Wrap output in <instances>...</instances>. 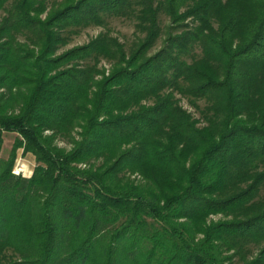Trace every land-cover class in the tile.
I'll return each instance as SVG.
<instances>
[{"label":"trees","instance_id":"obj_1","mask_svg":"<svg viewBox=\"0 0 264 264\" xmlns=\"http://www.w3.org/2000/svg\"><path fill=\"white\" fill-rule=\"evenodd\" d=\"M8 2L0 134L36 163L22 176L0 158V264H264V0ZM102 13L138 20L131 53L63 48ZM160 13L195 20L188 65L184 32L147 54ZM178 78L202 124L167 89Z\"/></svg>","mask_w":264,"mask_h":264},{"label":"rangeland","instance_id":"obj_2","mask_svg":"<svg viewBox=\"0 0 264 264\" xmlns=\"http://www.w3.org/2000/svg\"><path fill=\"white\" fill-rule=\"evenodd\" d=\"M8 4L11 0H8ZM60 0H47L48 3H57ZM2 15V12H0ZM99 15V16H98ZM98 20H88L80 23L76 26H69L64 35L66 36V44L63 48H69L74 45H82L97 36L104 37L108 44L114 42L121 45V49L125 55L131 53L136 44L142 39L144 31L138 26V20L132 16H117L111 13L97 14ZM195 20L190 18L184 20L180 24L172 26V23L163 13L159 14V27L160 35L154 42L153 46L148 50L147 54H152L156 52L159 48L164 45L165 38L167 34L177 35L178 33H187V42L183 47L176 51L177 59L182 63V65H188L193 58L200 55V47L198 46L197 40L194 37L195 33ZM139 40V41H138ZM111 60L100 58L97 67L99 69H104L106 73L111 64ZM178 88L169 87L168 90L172 91L174 98L177 100L178 104L187 110L194 118H198L199 124L203 121L200 119L199 110H203L205 107V102L203 99H196L185 93L184 89L186 87V82L178 81ZM195 103L197 107L192 104ZM204 111V110H203ZM17 134L15 132H1L0 134V158L3 161L12 162V170L19 171L18 174L22 176H29L32 168L35 165L34 156L30 152L23 151L21 146L17 144ZM11 170V171H12ZM136 176L135 174L131 177ZM256 197H264V184L259 188ZM218 216H214L216 218ZM252 245H248L252 249Z\"/></svg>","mask_w":264,"mask_h":264},{"label":"built area","instance_id":"obj_3","mask_svg":"<svg viewBox=\"0 0 264 264\" xmlns=\"http://www.w3.org/2000/svg\"><path fill=\"white\" fill-rule=\"evenodd\" d=\"M12 173H14V174H18L19 171H14V170H12Z\"/></svg>","mask_w":264,"mask_h":264}]
</instances>
